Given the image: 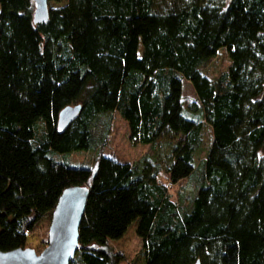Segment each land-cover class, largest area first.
Instances as JSON below:
<instances>
[{"label":"trees","instance_id":"16d2710c","mask_svg":"<svg viewBox=\"0 0 264 264\" xmlns=\"http://www.w3.org/2000/svg\"><path fill=\"white\" fill-rule=\"evenodd\" d=\"M48 8L35 25L32 0H0V161L20 141L36 175L1 204L29 214L0 215V252L25 249L62 193L85 188L70 264H120L108 242L134 223L137 264H264V0H48ZM219 53L228 67L210 78L202 67ZM183 81L197 98L188 107ZM75 106L77 118L59 131V113ZM114 114L130 144L152 156L102 154ZM204 124L213 141L198 164ZM166 132L182 141L160 145ZM81 151L96 152L92 164H71ZM162 177L184 183L175 199Z\"/></svg>","mask_w":264,"mask_h":264},{"label":"rangeland","instance_id":"374dc122","mask_svg":"<svg viewBox=\"0 0 264 264\" xmlns=\"http://www.w3.org/2000/svg\"><path fill=\"white\" fill-rule=\"evenodd\" d=\"M49 7L55 8L58 5L50 3ZM138 55H141V47ZM228 67V59L224 53H219L214 59L202 67V71L210 78H216L221 72L226 71ZM183 103L184 107L197 103L196 95L193 88L183 81ZM187 115V114H186ZM191 117L190 115H188ZM12 140L18 141L15 138ZM182 141V137L170 132H166L158 141L160 145L174 144ZM213 141L212 131L204 124L202 130V144L196 159L199 164L204 159L207 149ZM28 153V145L24 143L12 142L8 155L0 161V181H6V188L0 194V207L3 202L14 200L19 194L20 188L26 181H33L36 178L34 173H31L25 163V158ZM102 154L107 157H112L119 162L134 163L144 156H152L150 147L138 146L133 147L128 139V129L125 122L117 114H114L113 124L110 136L107 140ZM96 157L95 151H81L68 155L73 166H88L92 164ZM169 186L170 193L175 199L177 190L184 185L180 183L177 186L170 187L164 177L161 178ZM29 212L22 208H12L5 211L0 210V215L5 219L19 218L23 215H28ZM51 225V216L43 218L35 227L34 231L28 235L27 245L25 249H30L35 254L40 255L47 247L48 232ZM108 247L115 253H121L124 256V261L120 264H137L138 255L142 248V242L136 235V224L131 225L125 235L118 241H109Z\"/></svg>","mask_w":264,"mask_h":264},{"label":"water","instance_id":"95a60500","mask_svg":"<svg viewBox=\"0 0 264 264\" xmlns=\"http://www.w3.org/2000/svg\"><path fill=\"white\" fill-rule=\"evenodd\" d=\"M33 23L48 19V0H32ZM81 110L80 106L67 107L58 116V130L63 131ZM87 189H66L52 213L46 249L37 255L30 249L0 252V264H70L78 250V228L84 213ZM198 264V263H197Z\"/></svg>","mask_w":264,"mask_h":264}]
</instances>
